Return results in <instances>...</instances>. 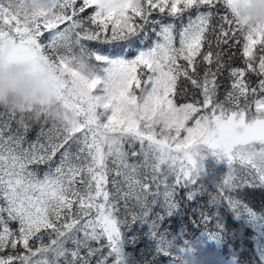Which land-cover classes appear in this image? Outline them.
<instances>
[{"label": "snow or ice", "instance_id": "snow-or-ice-1", "mask_svg": "<svg viewBox=\"0 0 264 264\" xmlns=\"http://www.w3.org/2000/svg\"><path fill=\"white\" fill-rule=\"evenodd\" d=\"M233 3L0 0V41L50 74L58 100L0 112V264H126L137 221L154 264H187V241L161 224L183 211L181 190L186 202L206 192L200 145L228 167L194 209L215 223L204 233L220 241L230 214L264 264V202L245 199L264 190V25L245 26Z\"/></svg>", "mask_w": 264, "mask_h": 264}, {"label": "trees", "instance_id": "trees-1", "mask_svg": "<svg viewBox=\"0 0 264 264\" xmlns=\"http://www.w3.org/2000/svg\"><path fill=\"white\" fill-rule=\"evenodd\" d=\"M150 42L149 40L148 43ZM93 46L95 47V45ZM236 63L238 64L239 60ZM223 92L224 88H221V99ZM0 112H4L2 107H0ZM12 127L15 129V122H13ZM38 131L39 125L33 124L28 133V139L34 140ZM199 153L201 155L198 158L201 160L200 165L202 166L199 183L206 192L199 196L197 201L186 202L183 199L185 190H181L179 198L182 201L183 211L174 217L166 218L161 224V230H167L168 239L175 245L184 247L187 241L188 246L184 254L187 264H235L234 258H237L239 264H260L255 250L256 233L250 228L241 227L242 222L232 220L230 214L226 220L229 229L220 241L209 240L204 233L205 229L215 231V223L204 224L194 209L197 208L198 204H207L209 194H215V188L228 171V167L226 161L217 159L206 145L199 146ZM46 170V166H40L41 174ZM248 191L250 195L245 199L259 211L262 202H264V190L249 189ZM154 211H160V209L156 208ZM156 246L157 241L150 234L149 225L137 221L125 233L126 264H154L153 257ZM161 264H172V262L163 258Z\"/></svg>", "mask_w": 264, "mask_h": 264}, {"label": "clouds", "instance_id": "clouds-1", "mask_svg": "<svg viewBox=\"0 0 264 264\" xmlns=\"http://www.w3.org/2000/svg\"><path fill=\"white\" fill-rule=\"evenodd\" d=\"M38 7L49 9L48 0H38ZM234 14L248 27L264 25V0H234ZM54 22L51 12L47 17ZM11 43L0 41V107L23 109L58 108L57 93L47 71L34 68L30 61L10 57Z\"/></svg>", "mask_w": 264, "mask_h": 264}, {"label": "rangeland", "instance_id": "rangeland-1", "mask_svg": "<svg viewBox=\"0 0 264 264\" xmlns=\"http://www.w3.org/2000/svg\"><path fill=\"white\" fill-rule=\"evenodd\" d=\"M199 151V148H198ZM198 163L201 164V160L197 157Z\"/></svg>", "mask_w": 264, "mask_h": 264}]
</instances>
